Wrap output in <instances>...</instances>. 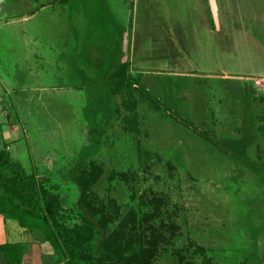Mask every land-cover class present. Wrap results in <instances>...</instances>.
I'll list each match as a JSON object with an SVG mask.
<instances>
[{
	"label": "rangeland",
	"instance_id": "rangeland-1",
	"mask_svg": "<svg viewBox=\"0 0 264 264\" xmlns=\"http://www.w3.org/2000/svg\"><path fill=\"white\" fill-rule=\"evenodd\" d=\"M204 1L0 0V138L9 131L12 159L75 210L81 188L68 173L100 131L84 205L116 250L141 241L137 264H264V0ZM201 9L211 30L195 26L193 50L173 36L172 53L174 23ZM26 29L48 52L36 57L42 75L23 69ZM125 61L127 85L110 74ZM5 228L7 244L52 254L41 231Z\"/></svg>",
	"mask_w": 264,
	"mask_h": 264
},
{
	"label": "trees",
	"instance_id": "trees-1",
	"mask_svg": "<svg viewBox=\"0 0 264 264\" xmlns=\"http://www.w3.org/2000/svg\"><path fill=\"white\" fill-rule=\"evenodd\" d=\"M68 1L54 0L61 5ZM202 3L205 5L204 0ZM116 71L119 73L118 81L127 85L130 82L128 61L120 63L110 74ZM109 78L106 77V84ZM98 132L91 129L94 136L92 149L82 153L78 165L68 173L69 178L81 188L83 206L74 207L75 210L63 207L49 189L36 184L34 174H26L12 159L9 144L0 138V216L17 221L22 228L41 231L52 248L53 264H137V257L144 258L142 243L133 235L118 250L111 246L113 237L106 233V221L96 218L95 211L84 205L87 188L82 183L83 174L88 168V158L95 156L99 149ZM81 209L89 211L90 218ZM1 248L3 251L7 249L5 264H21L24 251L18 244H5Z\"/></svg>",
	"mask_w": 264,
	"mask_h": 264
},
{
	"label": "crops",
	"instance_id": "crops-1",
	"mask_svg": "<svg viewBox=\"0 0 264 264\" xmlns=\"http://www.w3.org/2000/svg\"><path fill=\"white\" fill-rule=\"evenodd\" d=\"M197 1L198 5H202L203 7H205V5L202 3V0H195V2ZM44 9V7L42 8ZM41 8L39 10H42ZM204 9V8H203ZM201 9V17L198 15V13L196 12V16L193 17V20L188 23V22H181V21H177L174 23V27H175V30H172V32H169V36H170V41H169V44L170 46H172V53L175 52L174 48H175V45L173 44V42H175L172 37H178V42L182 43V42H188V39H191V47L190 49H195L194 47V43L196 40H202L200 36H197L195 35V26H199L201 27V30L205 31V28H208V30L211 28L209 27V23L205 22V10ZM34 17H37V12H33L32 13ZM4 23H6L5 21H3ZM52 22V21H51ZM46 23V26H52L53 23ZM26 23H29L28 22V19L26 18H23L22 20L19 21V24H21L23 27H25L24 25ZM8 25V23H6ZM173 28V26L171 27ZM27 31V32H26ZM26 33L28 35V40H27V45L26 48L23 47L25 50V54L23 55L24 57V60L25 61H29V60H32L33 61V67L32 69L30 68L29 70H26L25 66H24V70L27 72L28 75H31L33 72V75L35 76L36 75V72H37V69H38V74L40 73L42 75V66H43V63H39L38 64V67H37V59L36 57H38L40 60H42V57L41 55L42 54H48L47 53H44L42 50H43V47L41 46L39 40L40 39H36L35 36H34V33L29 29V31H31V34L27 29H26ZM208 33H210L211 35H213L212 31H208ZM119 35V34H118ZM215 35V34H214ZM40 37V35H36V37ZM59 36L63 39V42H64V47L65 49L70 52H72L73 50V47H69V43L70 41L73 39L74 37V31L71 29V30H68V29H65V30H61L60 31V34ZM113 41H116V42H119L120 43V35H119V38L118 39H112L110 41V44H114L115 45V48L113 49V51H108L110 54H113L115 55V58H117L116 54H123L122 51L118 50V47L116 46V42H113ZM39 42V43H38ZM189 46V45H188ZM69 47V48H68ZM117 47V48H116ZM183 49H182V52L181 53H188L189 51V48L186 47V45H182ZM37 48V50H36ZM87 51V50H86ZM85 51V53H86ZM51 52V51H49ZM107 52V53H108ZM107 53H103V54H107ZM177 54H180V52H176ZM61 54H64V53H61ZM67 54V53H66ZM39 61V60H38ZM46 65V63H44ZM114 65V64H113ZM23 65L20 63V68L22 67ZM112 66V65H111ZM68 67L72 73H74L73 69V64L72 63H68V65L66 66ZM67 71V72H69ZM5 89H3V92H4ZM3 95H0V101H3L4 99L2 98ZM8 96V95H7ZM7 100L8 97H6V95L4 96ZM2 105H3V102H2ZM2 127V126H1ZM3 130V128H2ZM2 133V132H1ZM10 136V133L9 131L7 132H4L2 133V138L4 141H6L5 143L8 144L9 142L6 140L8 137ZM10 221V220H8ZM5 224H6V220L3 219L2 216H0V258L1 256L3 255L1 252L3 251V249L1 248L3 245L7 244L8 242L7 241V232L9 231V228L6 229L5 228ZM27 247V246H26ZM25 247V248H26ZM41 247H36V249H38L36 252L37 254L35 256H30L28 255V248L26 249V251H24V255L22 256V259H21V264L23 263V259L26 258L25 260V263L27 264H52L54 262V258L52 257V254L49 252L46 254V258L44 257V254H43V251ZM2 259V258H1ZM5 261V260H4ZM0 264H3V260L0 262Z\"/></svg>",
	"mask_w": 264,
	"mask_h": 264
}]
</instances>
